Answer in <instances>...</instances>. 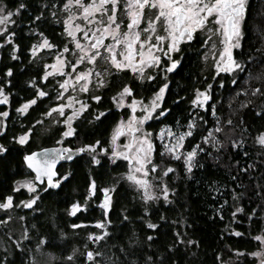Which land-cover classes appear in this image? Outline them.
I'll return each mask as SVG.
<instances>
[{
    "label": "trees",
    "instance_id": "obj_1",
    "mask_svg": "<svg viewBox=\"0 0 264 264\" xmlns=\"http://www.w3.org/2000/svg\"><path fill=\"white\" fill-rule=\"evenodd\" d=\"M2 2L9 10L25 4V8L13 16L15 58L10 45L0 47V88L8 94V105L0 104V112L8 111L5 130L0 132V146L5 148V152L0 153V203L12 196V206L6 210L19 219L24 232L20 242L4 238L8 246L4 249L0 246V264H34L32 259L41 238L46 244L40 249L53 254L47 264H91L86 260L87 251L102 253L94 257L101 264H107L108 257L119 258L121 264L133 260L146 264L147 257L152 258V264H257L248 254L259 245L254 237L264 235V146L256 143L257 136L264 132V95H252L251 89L259 86L264 91V0L249 1L241 47L234 50L233 57L244 65L243 72L234 70L212 76L210 68L192 56L189 63L182 62L169 75V85L159 109L160 112L167 108L168 112L147 125L153 134L152 161L162 168L174 169L163 176L164 183L174 190L169 192L168 203L163 198L145 202L138 190L118 178L125 162L119 158L112 160L108 146L109 133L118 113L109 110L99 119L95 118L98 111L110 107L109 95L114 88L101 91V99L75 120L74 134L63 138V145L68 147L100 143L91 152L84 151L58 166L56 178L65 177L58 187L46 189L44 184L38 183L34 193L15 187L19 179L33 176L23 163V155L41 146L56 145L61 131L56 126L40 134L37 120L45 110L44 99L36 97V103L29 105L26 112H17L21 104L35 97L39 85L40 67L28 63L29 49L37 33L56 29L49 12L55 2L61 1ZM3 40L4 36H0V42ZM9 69L11 75H6ZM221 80L224 86L218 87ZM209 82L212 88H208ZM205 88L210 100L205 102L204 108H194L191 100L195 98V91ZM242 89L248 90L247 94ZM242 104L247 106L241 107ZM190 119H195L196 126L193 134L185 137L181 151H191L197 145L203 151L197 153L188 173L183 160L172 159L165 145L170 147L175 143L167 129L178 136L180 132L189 131ZM229 119L230 126L223 123ZM218 120L224 130L214 134L222 147H213L211 143H203L201 137L207 136L210 129L214 130ZM30 128L32 131L23 145L14 141V137ZM159 132L164 134L162 139L157 138ZM234 142H238L235 148ZM93 155L97 160L95 164ZM93 181L95 188L89 196L88 187ZM103 188L110 189V206L105 226L98 228L96 223L105 221V212L100 207ZM33 195L38 199L32 207H23L21 201ZM74 202L85 207L69 215L67 210ZM237 208L241 211L237 212ZM148 222L156 224L157 228L149 229ZM102 232L107 236L100 241L88 239L89 234ZM237 232L240 235H236ZM148 236L153 239L149 241ZM177 237L183 242H178ZM69 256L71 260L67 259Z\"/></svg>",
    "mask_w": 264,
    "mask_h": 264
},
{
    "label": "snow or ice",
    "instance_id": "obj_2",
    "mask_svg": "<svg viewBox=\"0 0 264 264\" xmlns=\"http://www.w3.org/2000/svg\"><path fill=\"white\" fill-rule=\"evenodd\" d=\"M248 0H123V8L119 9L121 0H65L61 10L66 11L68 15L64 18V28L63 32L71 38V48L72 51H78L80 54L75 58V63H71L70 66L76 69L77 65L86 61L88 64H94V62L99 58L103 59L107 64L120 72L124 69H129L136 75V78L141 82L144 79L149 81L153 80V76L146 75V69H152L156 66L161 65L162 56L167 58L168 63L164 67L165 72H172L180 61L172 57V53L179 52L181 41L193 40V34L197 30L204 31L207 29L209 33H214L219 35V43L222 46L219 50V56L216 58L214 65V71L216 73H233L235 71L243 72L244 65L237 62L233 57V49L240 48V37L242 36V22L245 20V10ZM55 7V5H53ZM25 8L24 3H20L18 7L14 10H9L0 0V34L4 35V43L11 44L12 38L14 36L13 32L7 30V25L14 23L12 17L19 13V9ZM118 11L122 12L123 16L127 17L126 25H123V20L118 18ZM151 13V15H149ZM99 14V17L97 16ZM145 16L147 20L144 21ZM82 18L84 24L77 23L78 19ZM36 19H39L37 17ZM142 21L144 22L143 26ZM96 25L93 27H88ZM214 25L215 27H211ZM35 31V29H33ZM83 33V41L89 43H83L81 39L77 38L76 33ZM91 32V35H89ZM41 37L38 44H34L30 49V55L36 57L37 53L41 49H52L55 47L43 33H37ZM105 37H108L111 41L107 43L105 47H101L105 44ZM205 43H210V40H206ZM120 46L117 48V46ZM215 48V45H213ZM70 50L69 45L57 53L56 63L51 65L54 71L63 72L64 64L69 63V61L64 57L63 53ZM12 52H16V46L12 45ZM119 57V58H118ZM15 58V57H13ZM207 57L205 56V59ZM252 59L251 57L249 58ZM44 67L47 69L48 64ZM94 69L89 68L84 72H75L73 77L77 82H81L80 91H88V81L91 78ZM108 69H105V73ZM6 75H11V69L8 70ZM52 75L51 72L45 71L41 79H45ZM97 77V87H103L106 83L100 72L95 73ZM218 78V77H215ZM260 79V77H257ZM31 84V81H29ZM71 83V79H66L64 83H61L59 87L61 89H66L67 85ZM235 84L236 81L232 80ZM247 83V80H246ZM34 86V85H33ZM221 87L224 86V81L221 80ZM168 87L167 83L162 84L159 89L153 94L149 106H145L143 111L144 115L141 117L130 116L127 122L126 128L129 133H133L132 140L123 145L125 149L124 152L113 150L114 156H123L125 160L129 162V165L134 166L135 173H142L143 176L148 175V170L145 169V165H151V171L155 173L160 165L155 164L152 161V142L148 138L151 134L144 133L143 136L139 135L140 129L137 125H143L145 120H148L154 111L161 108L158 101L164 99L165 90ZM211 88V85L208 86ZM208 88L203 91L197 89L195 91V98L191 100V104L194 108H204L205 102L210 100V95ZM242 92L247 94L246 89H242ZM133 90L128 85L125 84L123 88L116 93L117 97H120V105H123L124 96L132 95ZM252 95H264V91L258 86L251 89ZM239 94V93H238ZM47 93L37 89L35 97L28 100L26 103L20 105L17 112L23 114L28 110L29 105L36 103V97H44ZM63 95V92L60 93ZM0 96H3V89L0 88ZM59 99V97H57ZM70 101L75 104H79L80 107L72 111L71 115L67 120L63 122L69 125L66 131L61 135L62 137L72 136L74 134V129L71 127V123L80 114L88 108V104L81 102L79 100H73V97H68ZM93 100L99 101L101 97L93 96ZM115 100V97L113 98ZM0 103H7V97H3ZM141 101L132 99L131 104L128 105L133 111ZM247 104H242L241 107H246ZM72 107L71 104L65 105L60 104L54 109H49L44 115H49L53 111H58L61 115L64 114V108ZM168 112L167 108L162 109L159 112L160 116H163ZM8 112H0V117L7 116ZM103 116L100 113L99 116L95 117L99 119ZM213 116H215V105H213ZM224 124L231 125L232 121L229 119L223 122ZM221 122L217 121V127L213 130L210 129L207 136H202L201 141L205 144L211 143L213 147L221 146L222 144L214 133H220L224 129L220 126ZM195 119H190L187 122V128L189 131L180 132L178 136H174L171 129H167V134L169 137H173L175 143L170 147L166 144L165 150L172 159H182L186 172L190 173L194 159L198 152L203 151L199 145L194 146L191 151L183 152L181 151V146L185 140V137L191 136L193 134L192 130L195 128ZM5 129L0 126V132ZM23 132L21 135L14 137V141L23 145L29 138V132ZM162 132L165 129L161 130ZM116 135H120V127L118 126ZM115 139V136L113 137ZM100 141H96L94 144H85L83 147L75 149V152H91L97 147ZM256 143L264 146V133H260L256 138ZM234 148L238 146V142H234L232 145ZM242 147V145H240ZM130 150V151H129ZM72 151L67 148L61 149H43L41 153L43 158L38 159V154L32 152L26 154L23 159L27 164V167L35 172V180H40L43 177L47 178L48 185L51 188H56L61 180L65 177H57L54 181L53 177L56 176L54 171L55 163L58 159H72ZM101 152L104 149H100ZM5 152V148L0 146V153ZM51 152L53 155L48 156L47 154ZM179 153V154H178ZM164 153H162L163 155ZM92 163H97L95 155L92 156ZM174 171L173 168H164L159 179H161L160 185V196L163 198L165 203L169 202V192L174 191L166 184L163 183V176L167 173ZM68 174L66 173L65 176ZM127 179L132 181L137 188L142 190V199L145 202L157 199L156 194L152 192V184L143 178L138 177L129 171L127 174ZM23 187H26L29 192L36 191L35 184L31 180L20 182ZM95 188V182H91L88 187V195L93 194ZM43 190V187L41 188ZM13 191H16L14 188ZM100 191L104 193V198L101 201L100 207L105 212V221H98L96 227L103 228L105 222H107L108 209L110 206V189L103 188ZM235 195V194H234ZM12 196H7L4 201L0 203V209H8L12 206ZM38 199L37 195H33L29 200L21 201V205L25 208H31L35 201ZM87 199V197H85ZM20 205H17L19 207ZM80 206L73 203L70 206L69 215H74ZM237 212L241 211L240 208L236 209ZM127 219V217H124ZM163 220L164 217L161 216ZM2 223V222H0ZM73 228L78 227V225H72ZM149 229L157 228V225L151 222L147 223ZM240 235V233H235ZM107 236L106 232H102L100 235L89 234L88 239L93 241H100L102 238ZM26 238V236H25ZM147 239L151 241L152 236H148ZM255 240L260 241L262 249H264V236H256ZM177 241L182 243L177 237ZM133 243H135L133 241ZM189 244L193 241H188ZM46 241L44 238L39 240L37 248L39 249L41 245H45ZM19 247V244H17ZM120 251L127 256L125 249L121 248ZM103 254L100 252L87 251L85 253L86 260L91 261V264H101L99 260L94 259V257H100ZM248 255L259 257L258 264H264V255L261 252H252ZM71 260L72 257H67ZM107 264H121L119 258L113 259L112 257L107 258ZM129 264H138L137 261L133 260ZM146 264H152V258H146Z\"/></svg>",
    "mask_w": 264,
    "mask_h": 264
},
{
    "label": "rangeland",
    "instance_id": "obj_3",
    "mask_svg": "<svg viewBox=\"0 0 264 264\" xmlns=\"http://www.w3.org/2000/svg\"><path fill=\"white\" fill-rule=\"evenodd\" d=\"M58 14H59V16H58L59 17V20H60V22L62 24V27L64 28L63 21H64V18L68 15V13L66 11L60 10L58 12ZM76 22L77 23H80V24H84V21H83L82 18L78 19ZM11 25H7L6 26L8 31H9V28H10ZM79 34H81L83 36V33L82 32H77L76 33L77 38L81 39V41L83 43H86L87 44V42L83 41V37H81ZM0 36L3 37L4 35L3 34H0ZM63 36L66 39L65 40V45L66 44L69 45V48H70V50L68 52L63 53L64 57L69 61V63L64 64L63 72L54 71L53 68L51 67V65H53L54 63H56L57 53L59 51H61L65 47V45L64 46H61V48H59V49H55V48H52V49H41L40 52L37 53V56L36 57H32V60L35 61V62H38V63H41V64H42V62H44V63L48 64L49 65V67L47 68V71L48 72H53L54 74H57V75L60 76L59 85L61 83H64V81L66 79H71L72 82H73V83H69L67 85L66 89H61L59 87L60 90H59L58 94L57 95L55 94V96H53L52 99H51L53 101L54 100L57 101L55 103V106L56 107H57V105H60V104H65V105L71 104L72 107H66V108H64V114L63 115H61V113L58 112V111H53L49 115H44V114L41 115L38 118V120H37V123L40 126L39 127L40 134L41 133H48V132H50V130L52 128H54L56 126H58V127L61 128V131H60V134H59V138L57 139V142H58L56 144L57 146H65L62 143L64 137H62L61 134L64 131L67 130V128L69 127V125H66L63 121L68 119V117L71 115V113H72V111L74 109L80 107L79 104H75V103H73V101H70L68 99V97L71 96V97H73V100H79V101L85 103V101L87 100V97L89 95H90V97H93L94 96L93 95L94 92L96 91L97 88H99V87H97V77H96L95 73L96 72H100L102 74V76H103V79H105V76H107V73H105L102 69L100 70V69L96 68V65L88 64L86 61L82 62L80 65H77L76 69L71 68L70 64L71 63H75V58L80 53L78 51H72V48H71V38L68 37L64 32H63ZM240 39H241V37H240ZM40 40H41V37L38 36L34 40L32 46L34 44H38L40 42ZM3 45H10V48L9 49H11V52H12V45L11 44H5L3 42ZM11 54L14 57L15 53L12 52ZM48 56H50V59L47 60ZM45 58L47 60L46 62H45ZM71 60H73V61L71 62ZM44 63L42 64L43 69H44ZM68 67L70 69H72V70L67 71V68ZM89 68H93L94 71H93V73L91 75V78L87 82L88 83V91L81 92L80 91L81 82H77L74 79L73 73H75V72H84V71H86ZM65 71H67V72H65ZM61 92H63V95H60ZM5 96L7 97V103H0V104H8V94L6 93L5 90H3V96H0V100H2L3 97H5ZM57 97H59V99H57ZM116 99L118 101V106H123V105H129V104H131V102H127L126 96L123 97V100H124L123 105H120V103H119L120 97H116ZM147 106H149V105H147ZM49 108L54 109L52 107V105H50ZM5 111L8 112L7 110H5ZM5 111H3V112H5ZM48 111H46L45 113H47ZM128 111L130 112L129 115L127 117L120 118L116 122V124L113 126L112 131H111V135L109 137V145L108 146H109V154L111 156V159L112 160H115V159L119 158V159H122L125 162V164H124L125 168L118 175V178L124 180L125 182H127L128 184H130L131 186H133L136 190H138L140 192V194L142 196L143 195L142 190L139 189V188H137V186L132 181H129L127 179V174L129 173V171H133V173L135 175H137L138 177L148 180L152 184V186H153L152 187V192L154 194H156V196L158 198H162L159 195L160 194V185H161V179H159V177H160L161 171L164 168H162L160 166V168L155 173H153L150 170L151 169V165L150 164L145 165V169L148 170V175L147 176H143L142 173H135L134 172V166L129 165V162L127 160H125L123 156H114L113 155V150L114 149L117 150V151H120V152H124L125 149L123 148V145L125 143L130 142L132 140V137H133L134 134L133 133H129L127 131V128H126V125H127L128 120H129V117L130 116L141 117L137 113L138 111H142L140 106H136L135 111H133L129 107ZM6 117L7 116L0 117V126H3L4 125ZM75 120H73L72 123H71V127L72 128H73V122ZM118 126L120 127V135H116V131H117ZM137 127L140 129L139 135L143 136L144 133L151 134L148 138L152 142V137H153L152 136L153 135L152 134V131L148 130L147 127H146V125H144V124L143 125H137ZM114 136H115V139H113ZM163 136H164V134L162 132H159V134L157 133V138L158 139H162ZM65 147H68V146H65ZM152 154H153V143H152ZM27 180L33 181V183L35 184L36 190H37V184H38V182H36L34 176H26L24 178L19 179L16 182L15 187L16 188L23 187L22 186V183H20V182L27 181ZM163 183H164V179H163ZM23 188H25L27 190L26 187H23ZM34 192H31V193H34ZM109 196H110V192H109ZM74 203H76V204H78L80 206L78 208V210L79 209H83L85 207V204H80L78 202H74ZM70 206H69V208L67 210L68 213L70 211ZM0 218H1L0 219V222H2V223H0V246L4 249V248H7V246H8V244L5 243L4 238H7V239L12 240L14 242L15 241L16 242H18V241L20 242L24 231L21 228V224L19 223L20 222L19 219L16 216H12L10 210L7 211L6 209H0ZM3 229L5 230V232L3 231L4 233L2 232ZM257 236H264V235L263 234H258ZM252 252H261L262 255H264V249H262L260 241H259L258 247L254 251H252ZM252 257H254V256H252ZM254 258L256 260V263H258L259 257H254ZM52 259H53V254L51 252L46 251V250H42L40 248L39 249L37 248L36 251H35V253H34V256H33V259L32 260H33L34 264H47Z\"/></svg>",
    "mask_w": 264,
    "mask_h": 264
},
{
    "label": "flooded vegetation",
    "instance_id": "obj_4",
    "mask_svg": "<svg viewBox=\"0 0 264 264\" xmlns=\"http://www.w3.org/2000/svg\"><path fill=\"white\" fill-rule=\"evenodd\" d=\"M60 1H61L60 3L55 2V4H54L55 7L52 8L50 10V12H49V14L51 16V19L55 22L54 25L56 26V29L54 30V32H48L46 29L42 30L40 32V33H43L44 36L47 37L48 40L53 45H55V47H54L55 49H59V48H61V46H64L65 45V40H66L64 38V36H63V27H62V24H61V22L59 20V17H58L59 16L58 12L61 10L65 0H60ZM249 1L250 0H248L247 5H246L245 18H246L247 6H248ZM122 8H123V0H121V3L119 5V9H122ZM149 15H151V13H149ZM97 16L99 17V14H97ZM118 18L123 20L122 27L124 25H126L127 17L123 16L122 12H120V11H118ZM12 19L14 20V17H12ZM146 20H147V16H145V18H144V21H146ZM243 22H242V25H241L242 29H243ZM143 24H144V22L142 21L141 27L143 26ZM93 26H96V25H92V26H88V27H93ZM14 27H15V22L10 26L9 31L14 33L11 45L14 44L16 46V48H17V45L14 42V37H15V28ZM211 27L214 28L215 26L211 25ZM51 34H54L55 36H53ZM79 35L81 37H83L81 34H79ZM89 35H91V32H89ZM38 36L39 35H37V37ZM193 37L194 38L191 41H187V40L181 41V44L179 46V48H180L179 52L172 53V57L174 59L180 61V63L177 65V67L172 72H165L163 70L165 65L168 63L167 58L163 57V56H162V59H161V65L156 66V67H154L152 69H146V75L153 76V80H151V81H149L147 79H144V81L141 82L140 80H138L136 78V75H134L131 72V70H129V69H124V70H122V71L117 73L116 70L114 68H112L109 64H107L103 59H99L98 58L94 62L93 65H96V68H98L100 70L102 69L104 72H105V69H108V72H107V76H105V79H104V81L106 83L104 84L103 87L97 88L93 95L101 97V95H100L101 91H103L104 89H107V88H109V89L114 88L113 93H111L109 95L110 107L107 110H105V111H98L97 112L98 116H99L100 113H106L109 110H113V111L115 110L118 113L117 118H116L115 123H114V125H115L116 122L120 118L127 117L129 115L130 112L128 111V109H129L128 105L118 106V101L116 99V97H117L116 93H118L123 88V86L125 84H128L133 90L132 95L126 96L127 102H131L132 99H136L138 101H141V103L138 104L137 106H140L142 111H138L137 113L140 116H143L144 115V111H143L144 108L143 107L149 105V102L151 101V99L153 97V94L159 89V87L162 84L167 83V85H169V80H170L169 79V75L171 73H173L179 67V65L182 62L185 61V62L189 63L191 58H192V56L195 57V58L198 57L200 63L203 66L209 67L210 70H211V75L212 76H217L219 73H216L214 71V65H215V62H216V58L219 56V50L222 47L220 45V43H219V40H220L219 35L214 34V33H209L207 31V29H205L204 31L197 30L196 32H194ZM206 40H210V43H205ZM85 42H87V41H85ZM110 42L111 41L109 40V38L105 37V44L102 45L101 47L102 48L105 47L107 45V43H110ZM87 43H89V42H87ZM2 44H3V41L0 42V47L2 46ZM32 44H31V46H32ZM213 45H215V48H213ZM119 47L120 46L118 45L117 48H119ZM235 49L236 48L233 49V54H234V50ZM205 56L207 57L206 59H205ZM29 57L30 58L28 59V63H32V64H35V65L40 67V78H39V83H38L39 85L36 87V90L39 89V90L44 91L45 93H47L46 96L39 97V99H44L45 100V102H44L45 110L40 114V116H41L46 111L51 109V108H49L50 105H52L53 108H56L55 103L57 101H55V100L53 101L51 99H52L53 96H55V94L57 95L59 90H60V88H59L60 76L57 75V74H54L53 72H51L52 75L48 76L45 79H41V77L43 76L44 72L47 71V69L45 67L43 69L42 64L44 62H42V64H41V63L33 61L32 60V56L30 55V52H29ZM48 59H50V56H48L47 60ZM47 60L45 58V62ZM72 61L73 60H71V62ZM45 64L46 63H44V65ZM70 70H72V69H70L68 67L67 71H70ZM67 71H65V72H67ZM71 83H73L72 80H71ZM220 84H221V81H218L217 86L221 87ZM209 85H211V88H212V82H209L208 86ZM203 90H201V91H203ZM114 97H115V100L113 99ZM26 102H24V103H26ZM97 102L98 101L93 100L92 97H90V95H89L87 97V100L85 101V103L88 104V108L87 109H89L93 103H97ZM158 103L160 105H162L161 104L162 100L158 101ZM87 109H85V110H87ZM159 118H160L159 109H157L156 111L153 112L152 116L148 120H145L144 125H146V127H147L148 124H150V123L152 124L153 122L155 123ZM74 122H73V124H74ZM112 128L110 130L109 137L111 135ZM73 129H74V127H73ZM148 130H150V129H148Z\"/></svg>",
    "mask_w": 264,
    "mask_h": 264
},
{
    "label": "water",
    "instance_id": "obj_5",
    "mask_svg": "<svg viewBox=\"0 0 264 264\" xmlns=\"http://www.w3.org/2000/svg\"><path fill=\"white\" fill-rule=\"evenodd\" d=\"M61 148H67V149L73 150V151H72V159H71V160L63 159V158L58 159V160L56 161V163H55V166H54V171L56 172V169L58 168L59 165H61V164H63V163H68V162L72 161L74 158L80 156V154H81L82 152H75L74 150H75V149H78V148H81V147H65V146H57V145H46V146H41V147H38V148H35V149L31 150V151L26 152V153L23 155V157H24L26 154H29V153H32V152H36V153L38 154L37 158L40 159V158H43V154L41 153V150H43V149H61ZM47 155H48V156H51V155H53V153L49 152ZM23 157H22V160H23V163H24L25 167L29 170V172L32 173V175H33L34 178H35V172H34L32 169H30V168L27 167V164L25 163ZM53 180H54V181L56 180V176L53 177ZM36 182H38L39 184H44L46 189H55V188H51V187L48 185V181H47V178H46V177H43V178H41L40 180H36ZM57 187H58V186H57ZM57 187H56V188H57ZM257 264H258V263H257Z\"/></svg>",
    "mask_w": 264,
    "mask_h": 264
}]
</instances>
